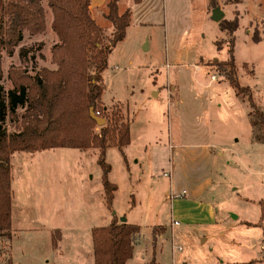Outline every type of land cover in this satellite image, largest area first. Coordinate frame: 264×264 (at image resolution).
Wrapping results in <instances>:
<instances>
[{"label": "rangeland", "instance_id": "obj_1", "mask_svg": "<svg viewBox=\"0 0 264 264\" xmlns=\"http://www.w3.org/2000/svg\"><path fill=\"white\" fill-rule=\"evenodd\" d=\"M51 1H42L45 32L25 33L12 56L5 52L2 55L0 87L8 92L26 86L32 100L29 106L8 117L5 128L10 134L49 127L46 108L38 105V80L46 83L63 76L52 56L53 47L60 42L52 29ZM134 3L122 0L119 5L121 14L130 11L131 20L126 41L116 49L103 73L102 102L106 107L120 105L125 115L128 111L135 140L127 154L131 171H137L139 176L129 181L120 166L121 154L116 148L109 150L106 163L113 168L117 190L112 208L99 210L97 205L95 209V205L88 204L90 179L94 177L97 182L101 170L99 151L56 148L15 153V206L21 204L34 215L38 203L51 202V206H45L46 221L58 226H88L86 220L105 213L104 210L119 220L124 218L126 223L141 227L136 264H230L264 258V128L248 99L237 95L215 66L216 62L229 59L233 38L240 85L250 90L258 110L264 113V0H165V25L160 15L151 22L145 13L149 9L137 14L142 21L136 24L138 19L131 10ZM211 5L224 9L226 17L221 23H226L228 30L214 22L212 12L207 13ZM107 13V3L90 12L104 34L105 44L114 33ZM232 28L233 35L229 30ZM38 46H42L45 60L38 56ZM23 47L33 50L34 55L27 61L19 56ZM129 60L138 68L129 67ZM213 80L222 84H214ZM170 85L179 87V93L172 94L173 99L168 97ZM158 92L159 97L154 96ZM180 93L182 102L176 106ZM189 107L197 111L194 125H201L200 142L210 144L213 150L210 156L204 150L197 157L193 153L187 158L181 155L178 166L181 176L185 173L187 179L209 174L211 188L199 201L213 206L212 224L210 213L202 209L199 201L187 206L184 216L180 213L172 217L174 200L167 177L170 160L172 155L173 161L180 155L184 138L198 140L191 134L185 136L184 130H194V119L187 120ZM136 161H140L143 170L135 166ZM182 185L177 188L179 192ZM187 191L185 198L190 196ZM54 210L59 211L55 218ZM22 222L21 229L31 225L29 216ZM18 228L16 223L11 244L0 239V264H8L10 248L15 264H46L47 260L50 264H76L46 253L45 232H20Z\"/></svg>", "mask_w": 264, "mask_h": 264}, {"label": "trees", "instance_id": "obj_2", "mask_svg": "<svg viewBox=\"0 0 264 264\" xmlns=\"http://www.w3.org/2000/svg\"><path fill=\"white\" fill-rule=\"evenodd\" d=\"M43 0H0V80L3 78L2 55L12 56L23 42L24 34L38 35L45 32L46 13ZM142 0H134L140 4ZM122 0H108L107 20L114 33L108 44L104 34L90 15V0H52L54 11L52 29L59 38L53 47V61L63 70L58 81L38 80V105L44 106L49 127L42 131H26L10 134L5 128L9 116L29 106L32 101L26 86L6 92L0 87V239L12 241V157L15 153H35L56 148H74L80 151L98 150V165L102 169V185L105 201L112 208L117 187L110 183L108 175L111 167L106 163L105 153L117 148L122 154L131 144L130 120L120 105L106 107L102 103L105 83L102 73L108 67V59L113 49L126 37L131 20L130 11L120 13ZM223 30H228L222 24ZM235 27V25H234ZM232 32L233 30L229 29ZM233 41V38H232ZM231 51L229 59L216 62L221 77L235 89L237 95L246 97L254 116L264 128V113L258 110L250 90L240 85L237 67ZM38 46V56L45 60ZM33 50L20 49L22 61L32 57ZM50 92V93H49ZM38 106V108H39ZM105 120L98 127L90 117V109ZM252 116V114H251ZM253 127L256 123H251ZM264 217V207L262 217ZM258 223V225L261 224ZM246 226H252L246 223ZM141 227L120 222L117 216L109 226L92 230L94 264H127L134 257ZM61 232L52 234V245L58 248ZM258 261L237 264H257ZM8 264H12L11 257Z\"/></svg>", "mask_w": 264, "mask_h": 264}, {"label": "crops", "instance_id": "obj_3", "mask_svg": "<svg viewBox=\"0 0 264 264\" xmlns=\"http://www.w3.org/2000/svg\"><path fill=\"white\" fill-rule=\"evenodd\" d=\"M149 1H150V5H146L147 2H149ZM106 3H108V0H90V12L92 10L101 9L104 6V4H106ZM165 6H166L165 0H142L141 3L138 5L134 3L131 10H132V14L134 15V17H136L138 19V20L136 19L137 20L136 24L137 23L139 24L142 21V18H139V15L137 16V14L140 13L141 11H144L145 9H149L145 13L149 14V18H150L151 22H154V18H157L160 15L162 17L161 22L163 21V23L165 25V22H166V20H165V18H166ZM216 8H218V7L213 6V5L209 6L207 9V13L209 12L211 14V12ZM221 11L224 13V9H221ZM225 17H226V15L224 14V18L222 21L225 20ZM220 23L221 22L217 23V25L222 26ZM146 24L151 25L152 23H146ZM157 24H160V23H157ZM127 32H126L125 39L122 42L118 43L117 46L113 49L112 53L110 54L109 59H108V64L111 61V59H112L116 49L119 47V45H122L126 41L127 36H128ZM146 50H148V48ZM128 66L133 68V69L138 68L137 66H135V64L132 60H129ZM133 69H131V70H133ZM103 73H102V77H103ZM103 80H104V78H103ZM212 83L218 84V85L222 84L221 82L217 83V81H214V80L212 81ZM212 83H211V86L214 85ZM167 92H168V97L173 99L172 94L179 93V87L178 86L172 87V85H170L168 87ZM155 94H157L156 96L159 97L160 92L154 93V96H155ZM179 95H180L179 99L176 100V106L181 104V102H182L181 97L183 95L181 93ZM157 97H155V98H157ZM103 105H104V103H103ZM191 105H193V104H191ZM218 107H221V105H219ZM186 112L190 113L189 114L190 118L187 119V117H186V119L189 122H190V120L194 119V121L191 122L192 126L194 127V130L192 128H191V130H190V128L188 130H184L185 136H188V134H191V136L197 137L198 140L197 139H190L188 137H187L188 139L184 138L183 139L184 145L180 146V152H179L180 155L177 154L176 161L172 160L173 155H172V158L170 157L171 158V160H170V169L171 170H170V174L168 175V177L170 178V181H171L170 182V190L172 192L171 197H173V200H174V204H172V208H173L172 209V217L173 218L180 216V213H181V215L184 216L186 209H188L187 206H189V205L192 206L197 201L201 200L205 196V192L211 188V184H212L210 178L208 177L209 174L206 175L208 178L205 176H199V177H196L193 179H187L185 173L182 176L180 174L181 169L178 165L181 161V155L183 158H187L190 153H193L194 157H197V153H201V150H204L205 153H207L208 155L210 154V150H213V148H212V146H210V144L201 143L202 142L201 136L203 134L202 129H201V125H198V128L196 127V125H194V122L196 120L195 116L197 115V111L190 109V107H189L186 110ZM130 130H131V144L127 148L124 149V154H122L117 148H116V150L121 154V157H122L120 166L122 167V169H124L126 175H128L129 181H132V179L135 177V175H137V176H139V175H138L137 171H135V170H134V172L131 171V167H130V166H132L130 164L131 158L127 154V149L132 147V144L135 140V138L133 136L132 128H131V122H130ZM112 149L113 148L108 149L106 151V153H105V160L106 161L108 159V152H109V150H112ZM88 151H98V150H88ZM84 152L86 153V151H84ZM139 162L140 161H136L135 166H140L141 170H143V168L141 167ZM177 166H178V169H177ZM110 167H111V171L108 175L109 181H110V183L117 186L112 179L113 168L111 165H110ZM13 168H14V163H13V158H12V187H13V181H14ZM176 171H177V174H176ZM94 179H95L94 177H91L90 183L88 186L89 190H90V192H89L90 196H88L89 198L87 197L88 198V204L90 206L95 205V209H96V205L98 206L99 210L107 209L108 206H107L106 201H105V193H104V188L102 185V169L99 172L97 182L94 181ZM182 179H184V183H182ZM179 184H181V185L185 184V185H182L183 190L180 192L177 189ZM184 187H186V189ZM176 189H177V191H175ZM187 190L190 191V196L188 198H185L188 195ZM115 193H114V200H115ZM46 194H47V197L50 196L48 191L46 192ZM180 198H182V199H180ZM199 204L201 205L202 209L204 208V211L208 210V212L210 213V216H211L210 223L212 224V222H215L214 217H212V215H213L212 214V210H213L212 207L213 206L210 203L204 204L200 201H199ZM46 205L51 206V202L47 203L45 201L44 203H41V205H39V203H38V209H36L34 211L35 213L33 215V213L31 212L30 209L29 210L24 209L21 204L19 205V207H16L14 204V196H13V199H12V232L16 231L15 230V224L16 223L19 227L18 229L20 232H22L24 230H26V232H29V231L45 232L47 235V242L44 246L46 248V253H48V254L51 253V256H53L56 259L58 257H60V258L64 259L67 263L69 261L71 263H76V264H94L93 245H92V230L109 226L111 221H112V218H113L112 215L106 214V210H104L105 213H103V214L98 213L97 215H94L93 218H90L92 221L86 220V223L89 225L88 226L86 225L85 227H81L78 225H71V224L69 226L68 225H59V226L58 225H51L46 221V213H47L46 212L47 209H45ZM175 205L177 208L176 210L174 209ZM32 211H33V209H32ZM58 212L59 211H56V210L53 211L54 218L57 217V215H59ZM26 216L30 217L29 223H31V225L28 226L26 229H21L20 225L23 224L22 221L24 219H26ZM176 223H177V221H175V224ZM56 230H59L61 232L62 239L59 242L58 248L54 249L53 245H52V234ZM83 236L85 237L84 238L85 240L87 239L86 242L83 240ZM71 239H72L71 242L74 245L71 244V246H69L67 243ZM84 243H85V245H84ZM138 243H139V238H138L136 246H135L134 257L127 264H130L133 261H134L133 264H136L134 259H135V255H136V250L139 249V247L137 245ZM11 251H12V253H11ZM12 254H13V250L10 248V257L12 260V264H15V261H14ZM209 260H211V259H209ZM251 261H258L257 264H264V258H258L257 260H251ZM247 262H249V261H240L239 263H247ZM46 264H50V260H47ZM230 264H237V263H230Z\"/></svg>", "mask_w": 264, "mask_h": 264}, {"label": "water", "instance_id": "obj_4", "mask_svg": "<svg viewBox=\"0 0 264 264\" xmlns=\"http://www.w3.org/2000/svg\"><path fill=\"white\" fill-rule=\"evenodd\" d=\"M223 18H224V13L221 11L220 8H216L212 11V19L214 20V22L219 23L223 20ZM89 113H90L91 119L96 122L98 127H103L105 125V120L98 117L93 108L90 109ZM120 222L125 223L126 220L124 218H121Z\"/></svg>", "mask_w": 264, "mask_h": 264}, {"label": "built area", "instance_id": "obj_5", "mask_svg": "<svg viewBox=\"0 0 264 264\" xmlns=\"http://www.w3.org/2000/svg\"><path fill=\"white\" fill-rule=\"evenodd\" d=\"M96 115H97L98 117H100V116H99V113H96ZM167 177H168V176H167Z\"/></svg>", "mask_w": 264, "mask_h": 264}]
</instances>
